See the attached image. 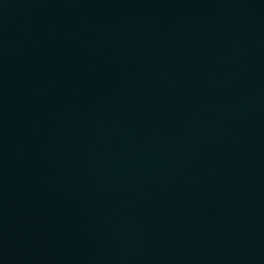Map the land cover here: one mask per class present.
Listing matches in <instances>:
<instances>
[{
	"label": "water",
	"instance_id": "1",
	"mask_svg": "<svg viewBox=\"0 0 264 264\" xmlns=\"http://www.w3.org/2000/svg\"><path fill=\"white\" fill-rule=\"evenodd\" d=\"M0 264H264V0H0Z\"/></svg>",
	"mask_w": 264,
	"mask_h": 264
}]
</instances>
